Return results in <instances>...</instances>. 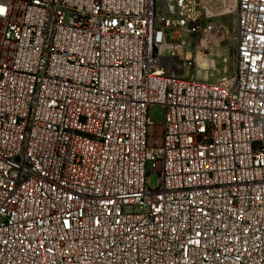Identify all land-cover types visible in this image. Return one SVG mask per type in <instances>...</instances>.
<instances>
[{
    "label": "built area",
    "instance_id": "obj_1",
    "mask_svg": "<svg viewBox=\"0 0 264 264\" xmlns=\"http://www.w3.org/2000/svg\"><path fill=\"white\" fill-rule=\"evenodd\" d=\"M0 9V264H264V0Z\"/></svg>",
    "mask_w": 264,
    "mask_h": 264
},
{
    "label": "rangeland",
    "instance_id": "obj_2",
    "mask_svg": "<svg viewBox=\"0 0 264 264\" xmlns=\"http://www.w3.org/2000/svg\"><path fill=\"white\" fill-rule=\"evenodd\" d=\"M224 21L230 30L231 36H233L235 29L234 16L225 17ZM188 52L187 54L192 60V65L185 71V76L187 77L195 76L199 80L217 81L223 77L232 76L235 72L236 47L232 37L225 43L213 48L191 45ZM187 54L184 52L182 56L186 57ZM200 61H204L202 63L205 65H200ZM150 115L159 123L163 119V110L161 107L155 106L150 110ZM157 181V174L151 173L152 186H156Z\"/></svg>",
    "mask_w": 264,
    "mask_h": 264
},
{
    "label": "bare ground",
    "instance_id": "obj_3",
    "mask_svg": "<svg viewBox=\"0 0 264 264\" xmlns=\"http://www.w3.org/2000/svg\"><path fill=\"white\" fill-rule=\"evenodd\" d=\"M202 62H204V61H200V65H202L203 64V66L205 65L204 63H202Z\"/></svg>",
    "mask_w": 264,
    "mask_h": 264
},
{
    "label": "snow or ice",
    "instance_id": "obj_4",
    "mask_svg": "<svg viewBox=\"0 0 264 264\" xmlns=\"http://www.w3.org/2000/svg\"><path fill=\"white\" fill-rule=\"evenodd\" d=\"M0 12H3V9H0Z\"/></svg>",
    "mask_w": 264,
    "mask_h": 264
}]
</instances>
